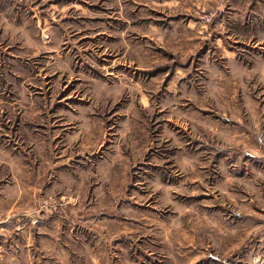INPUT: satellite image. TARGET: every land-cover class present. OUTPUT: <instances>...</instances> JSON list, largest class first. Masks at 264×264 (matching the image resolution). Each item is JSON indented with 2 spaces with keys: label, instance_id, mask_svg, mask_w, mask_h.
<instances>
[{
  "label": "rangeland",
  "instance_id": "1",
  "mask_svg": "<svg viewBox=\"0 0 264 264\" xmlns=\"http://www.w3.org/2000/svg\"><path fill=\"white\" fill-rule=\"evenodd\" d=\"M14 153L117 193L111 264H227L264 207V0H0Z\"/></svg>",
  "mask_w": 264,
  "mask_h": 264
},
{
  "label": "crops",
  "instance_id": "2",
  "mask_svg": "<svg viewBox=\"0 0 264 264\" xmlns=\"http://www.w3.org/2000/svg\"><path fill=\"white\" fill-rule=\"evenodd\" d=\"M13 155L10 171L0 178V264H111V233L120 240L127 227L117 193L100 196L97 189L75 186L73 155L36 165L26 153ZM44 197L62 200V205L44 208ZM258 206L241 203V210L255 211L240 214L247 231L227 264L264 259V207Z\"/></svg>",
  "mask_w": 264,
  "mask_h": 264
},
{
  "label": "built area",
  "instance_id": "3",
  "mask_svg": "<svg viewBox=\"0 0 264 264\" xmlns=\"http://www.w3.org/2000/svg\"><path fill=\"white\" fill-rule=\"evenodd\" d=\"M61 205L62 201H59L58 199L53 197H44L41 199V206L44 208L47 207L49 209L57 210ZM259 264H264V259L260 258Z\"/></svg>",
  "mask_w": 264,
  "mask_h": 264
}]
</instances>
